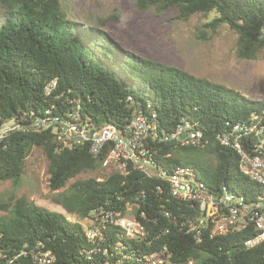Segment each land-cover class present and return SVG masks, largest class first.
Listing matches in <instances>:
<instances>
[{"label":"trees","instance_id":"obj_1","mask_svg":"<svg viewBox=\"0 0 264 264\" xmlns=\"http://www.w3.org/2000/svg\"><path fill=\"white\" fill-rule=\"evenodd\" d=\"M0 3L6 10L0 25V125L14 119L25 126V131H16L0 143V183H20L34 148H41L48 159L53 192L83 173L105 170V153L94 157L85 148L59 152L51 130L30 128L32 118L41 116L52 105L80 100L83 113L100 126L122 125L140 110L156 113L160 128L167 132L180 124L192 126L202 132L207 143L200 147L163 145L154 159L165 171L170 172L176 165L190 166L213 192L228 190L249 202L264 197V187L240 172L238 152L218 139L221 134H230L235 125L248 122L251 113L263 108L264 102H252L224 85L124 52L97 25L69 19L61 0ZM135 7L159 13L176 9L177 20L184 22L195 15L215 12L217 16L208 28L215 32L228 25L238 36L236 53L240 59L256 60L264 51V0H135ZM54 79L58 86L52 96H46L44 88ZM58 95L61 97L56 99ZM242 146L249 151L245 140ZM191 150L213 155L215 166L181 157ZM99 178L72 182L66 192L54 197V202L69 216L83 219L106 201L121 206L128 200L135 202L134 198L141 195L137 201L140 211L157 220L156 224L142 220L150 232L142 250L167 247L178 264H264V243L254 249L244 247L255 235L252 226L213 239L205 231L197 241L186 228L180 229L161 217L159 206L178 220L200 216L196 206L169 198L166 182L140 172L126 175L116 170ZM158 187L163 188L162 194L156 193ZM117 197L123 200L117 201ZM2 210L9 215L0 216V264H33L32 254L38 249L51 250L56 264H71L78 261L80 249L87 245L82 227L64 214L25 198L12 199Z\"/></svg>","mask_w":264,"mask_h":264},{"label":"built area","instance_id":"obj_2","mask_svg":"<svg viewBox=\"0 0 264 264\" xmlns=\"http://www.w3.org/2000/svg\"><path fill=\"white\" fill-rule=\"evenodd\" d=\"M57 86V79L50 81L44 88L45 95L52 96ZM60 97L58 95L56 99ZM128 100L132 101V98ZM29 125L37 131L51 130L59 152L85 148L94 157L105 153L102 167L107 172L116 170L126 172V175L140 172L166 182L169 198L196 206L200 216L178 220L170 211L159 206L161 217L180 229L186 228L197 241L201 240L205 231L213 239L252 226L255 235L244 243V247L249 250L264 243L263 196L249 202L246 197L228 190L213 192L201 181L193 167L176 165L167 172L154 159L163 145L204 146L207 141H203L202 132L192 126L180 124L174 131L167 132L160 128L156 113L142 110L122 125L100 126L83 113L80 100L62 101L60 106L54 104L41 116H34ZM24 127L14 119L4 121L0 125V143L16 131H25ZM218 139L222 145L231 146L238 152L240 172L264 187V107L252 112L248 122L235 125L230 134H221ZM243 140L249 151L243 148ZM163 192L162 187L157 188V194ZM140 197L136 196L135 202L128 200L121 206H113L111 201H106L83 219L66 217L82 227L87 244L80 249L78 261L71 264H178L167 247L152 252L142 250L143 242L150 233L142 220L153 224L157 220L140 211L141 205L137 203ZM122 200L117 197V201ZM39 245L43 248L42 244ZM32 260L33 264L57 262L54 253L44 249L33 252Z\"/></svg>","mask_w":264,"mask_h":264},{"label":"rangeland","instance_id":"obj_3","mask_svg":"<svg viewBox=\"0 0 264 264\" xmlns=\"http://www.w3.org/2000/svg\"><path fill=\"white\" fill-rule=\"evenodd\" d=\"M61 1L69 19L97 25L118 42L124 52L224 85L252 102H264V51L256 60L240 59L236 53L238 36L228 25L220 26L215 32L208 28V23L217 16L215 12L195 15L184 22L177 20L176 9L165 13L155 9L140 11L135 7V0ZM5 18L6 10L0 3V25ZM181 157L204 160L210 166L216 164L213 155H204L201 151L191 150ZM106 175L103 169L83 173L65 188L53 192L49 187L48 159L41 148H34L25 162L20 183L17 186L11 181L0 183V216L9 215L2 206L14 198H25L73 219L74 216H69L54 202V197L66 192L76 180L99 177L102 180Z\"/></svg>","mask_w":264,"mask_h":264},{"label":"water","instance_id":"obj_4","mask_svg":"<svg viewBox=\"0 0 264 264\" xmlns=\"http://www.w3.org/2000/svg\"><path fill=\"white\" fill-rule=\"evenodd\" d=\"M184 137H185V135L182 136V138H184Z\"/></svg>","mask_w":264,"mask_h":264}]
</instances>
